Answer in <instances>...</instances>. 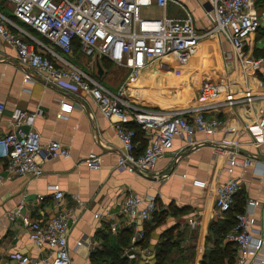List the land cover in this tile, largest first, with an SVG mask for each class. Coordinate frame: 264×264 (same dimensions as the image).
Returning a JSON list of instances; mask_svg holds the SVG:
<instances>
[{"label":"built area","instance_id":"2783aa9c","mask_svg":"<svg viewBox=\"0 0 264 264\" xmlns=\"http://www.w3.org/2000/svg\"><path fill=\"white\" fill-rule=\"evenodd\" d=\"M5 1L11 4V15L0 10V39L15 49L17 63L24 68L23 79L32 80L33 75L27 70L32 69L41 76L43 83L64 79L72 82L78 90L85 91L103 116L110 118L111 127L120 140L115 163L119 170H150L158 158L172 150L176 136H185L186 143L172 154L176 160L183 147L195 144L192 140L194 133L209 134L224 125V119L210 113L212 109L222 104L252 103L264 98L263 80L255 77L256 70L264 64V56L253 55L246 49L249 36L261 26L260 19L264 17L255 0H208L209 7L204 9V14L210 26L204 30L195 27L191 14L183 5L185 13L182 16L141 13L142 8L153 5L165 7L168 0ZM213 32L221 34L229 42V49L222 53L224 64L218 79L203 78L200 81V101L170 108H152L133 102L125 94L128 83L137 81L150 69L166 66L167 57L187 63L201 38ZM74 45L79 54L89 58L88 65L93 64L95 58H106L126 68L123 82L112 90L77 65L68 57L73 53ZM233 90L246 92L233 96ZM223 94L226 96L221 98ZM72 107V102L61 97L56 116H66ZM4 109L5 104L0 100V113ZM40 112V108L27 110L15 106L11 109L7 130L0 135L5 178L40 175L43 171V148L47 149L50 157L71 156L69 145L54 138H47L44 143L41 141V134L34 125ZM246 128L252 143H264V108ZM139 129L147 142L142 150L137 151L135 137ZM220 146L213 145L214 156L219 153ZM256 162L264 166L263 161H255L253 166L257 165ZM76 163L99 169L101 154L89 151ZM246 164V158L236 148L228 152L223 168L231 173L236 165ZM168 174L156 171L153 175L160 178ZM48 188L54 198L63 197V190L57 183L49 184ZM239 188L240 179L237 177L216 183L212 214L220 216L228 210ZM71 197L80 203L76 194H71ZM256 204L257 199H247L246 208L235 213V222L225 233L224 237L234 243L235 264H264V225L249 210ZM22 207L23 204L19 203L6 214L11 220L20 219L34 244L46 246V256L21 254L19 262L41 264L44 260L46 264H70L68 237L78 218L74 206L59 208L53 215L41 218L23 213ZM156 211L155 196L140 195L131 190L124 193L118 209L121 224L113 220L109 225L113 231L124 226L131 228L123 255L144 259L150 253L149 248L141 243L145 235L143 222ZM94 215L99 216L100 213L95 212ZM188 222L192 227L197 223L194 217L188 218Z\"/></svg>","mask_w":264,"mask_h":264},{"label":"crops","instance_id":"0c3cea01","mask_svg":"<svg viewBox=\"0 0 264 264\" xmlns=\"http://www.w3.org/2000/svg\"><path fill=\"white\" fill-rule=\"evenodd\" d=\"M182 5L191 14L198 30L210 26L204 14V9L209 7L208 0H168L165 7L153 5L159 14L152 15L182 16L185 13ZM0 10L11 15V4L0 0ZM32 32L41 37L35 30L32 29ZM254 32L249 36L247 45L252 43L249 40L253 37L255 47L263 48L264 42L257 44L261 37L254 38ZM228 47L229 42L219 33L203 36L196 52L181 68L185 73L183 78L196 76L200 80H217L224 64L221 56ZM74 54H79L77 49L68 57L87 71L92 72L93 68L99 78L105 80L107 67L103 58L99 60L101 71L98 73L97 58L93 64L88 65L89 58L83 56V66ZM257 55L264 56V53ZM166 60V66L150 69L137 81L126 85L128 90H124L125 94L133 102L152 108H170L202 99L199 90L175 86L185 81L177 79V74L166 68L174 67L177 61L171 57ZM27 70L32 73V80L23 79L24 68L17 63L15 49L0 39V100L5 104L4 111L0 113V135L7 130V120L13 107L27 110L40 108L41 112L36 115L34 125L41 134V141L44 143L47 138L57 139L69 145L71 156L50 157L47 149L43 148V171L40 175H17L10 178H5V160L0 156V264H21L18 259L21 254L40 258L46 256V246H37L28 238L20 219L8 218L7 211L15 209L19 203L23 204L21 211L33 218L51 216L59 208L74 206L78 218L68 237L70 264H95L93 256L99 254L103 258L106 254L104 247L117 244L116 234L119 229L113 231L109 225L113 220L120 222L118 209L127 190L140 195H153L157 202L156 213L143 222L145 236L141 243L149 248L150 253L144 259L125 256L133 264H143L144 260L151 262L155 245L166 239L170 242L167 264H177V258L186 254L191 255L189 264H235L233 254L231 256L227 250L228 244L232 249L235 248L232 241L220 237L231 218L212 214L213 190L220 181L230 177L239 178L240 188L235 194L233 207L242 211L246 208L247 199H257L258 204L250 206L249 210L264 225V166L257 162L253 166L255 161L264 162V143H252L246 128L264 108V98L252 103L236 102L217 106L210 113L224 119V125L219 129L209 134L194 133L192 140L195 144L183 147L179 158L173 160L174 150L186 143L185 136H176L172 150L158 158L150 170L128 172L115 168L120 140L111 127L110 118L103 116L94 100L68 80L43 83L37 72ZM255 77L263 80L264 91V64L256 70ZM137 85L142 86V89L136 90ZM245 92L233 90L231 95L240 96ZM225 96L223 94L220 97ZM61 97L73 104L71 111L64 117L56 116ZM144 137L143 133L136 132L137 150L146 144ZM214 144L221 145L215 156ZM236 148L248 164L236 165L229 173L223 166L228 152ZM89 151L101 154L99 169L76 163ZM156 171L169 174L167 177L155 178L153 174ZM53 183H57L63 190V197L52 196L48 185ZM73 193L78 196L80 203L71 197ZM95 212L100 215L95 216ZM191 217L197 221L194 227L188 222ZM128 243L122 246L123 250ZM101 262L107 264L104 260ZM41 264L46 263L42 260Z\"/></svg>","mask_w":264,"mask_h":264},{"label":"rangeland","instance_id":"374dc122","mask_svg":"<svg viewBox=\"0 0 264 264\" xmlns=\"http://www.w3.org/2000/svg\"><path fill=\"white\" fill-rule=\"evenodd\" d=\"M255 1H256V6L258 7V10L261 11L264 14V0H255ZM141 13L143 15H151V16H152V14H159L157 12V8H155L154 6L153 7L151 6V7L142 8ZM260 24H261V26H259L254 32V38L258 39L259 37H261L259 43H257V44H261V43L264 42V17L260 19ZM253 40L254 39L252 37L249 40V43L250 42H252V43H250V45L248 44L246 49L257 55V53H258L257 51L258 50H257V47H255V44L253 43ZM227 49H229V47L226 48L225 50H227ZM74 56L77 57V59L79 60L78 62H80L81 65H83V66L85 65V57L80 56L79 54H74ZM221 58L223 59V55L221 56ZM98 59L100 60L101 58H98ZM223 61H224V59H223ZM176 63L177 64H175V66L178 65V67H176V68H175V66L172 67V68L166 67L167 69H171L172 72H175L177 74V77H176L177 79H179V80H183L184 79V81H185V82H183V84H176L175 86L177 88L178 87H182V88L184 87L185 88V86H186V88H188L189 90H199L200 81H201L200 77L194 76V77H189L188 78L185 75L186 78H183V75L185 73H184L183 69H181V68L183 66H185V65L182 64V63H179V62H176ZM104 64L107 67V73H106V77H105L104 81L99 78V76H98L99 74H96L97 73L96 70L93 71L94 70L93 68H92V72L91 71H89V72H91V74L93 76H95V78H97L99 81L104 82L103 84H107L108 83L107 87L109 86L110 89L112 88V90H114L123 82L127 71L124 68H122V66L116 64L113 61L107 60V61H104ZM234 80H235V78H234ZM106 81H108V82L106 83ZM130 88L129 89L132 90V86ZM141 89H142V86H140V85L136 86V90H141ZM126 90H128V89H126ZM101 257L102 256L99 255V254L93 256V260H94L95 264H102V262H101L102 258ZM190 257H191V255H189V254H186V255H183V256H179L177 258L178 259V263L177 264H189V261H190L189 258Z\"/></svg>","mask_w":264,"mask_h":264},{"label":"trees","instance_id":"16d2710c","mask_svg":"<svg viewBox=\"0 0 264 264\" xmlns=\"http://www.w3.org/2000/svg\"><path fill=\"white\" fill-rule=\"evenodd\" d=\"M75 45H76V42H75ZM74 49H76V46H75ZM257 50L261 51V52L257 51L258 53H261V54L264 53V47L263 48H259ZM102 60L103 61H107L106 58H103ZM137 132H141L142 133V131L140 129L137 130ZM144 138L146 139V137H144ZM146 142H147V140H146ZM137 151H140V150H137ZM234 200H235V197H234ZM233 204H234V201L232 203V206L228 210H226V211H224L222 213V215L229 216L231 218V220L228 223V226L222 232L223 234H221V236H220L221 238L225 236L226 231L234 224V222H235V213L239 212V209H237L236 207H233ZM222 215H220V216H222ZM130 234H131V228H129V227H121V228H119L118 234H116L117 235L116 236L117 244L113 243V244H110L108 248L104 247L103 251L106 252V254H105L106 257L104 255L103 258H102V261L104 260V262L105 263L107 262V264H133V262L129 261L125 257V255H123V253H122L123 252L122 251L123 250L122 246H124V245H126L128 243ZM143 240H144V238L141 241L143 242ZM231 243L234 245L233 242H231ZM169 245H170V242H169L168 239L162 241L158 245H155V251H154L155 253H153L152 256H151L152 261L149 262V261H145L144 260L142 263L143 264H151V263L152 264H167V261L169 260L168 259L169 256H167L168 255L167 253L169 252V249H170ZM228 246H227V250H229V254L231 256L233 254V257H234L235 248L232 249V247L229 244H228Z\"/></svg>","mask_w":264,"mask_h":264},{"label":"water","instance_id":"95a60500","mask_svg":"<svg viewBox=\"0 0 264 264\" xmlns=\"http://www.w3.org/2000/svg\"><path fill=\"white\" fill-rule=\"evenodd\" d=\"M96 64L98 66V73H100L101 70H100L99 59L98 58L96 59Z\"/></svg>","mask_w":264,"mask_h":264}]
</instances>
